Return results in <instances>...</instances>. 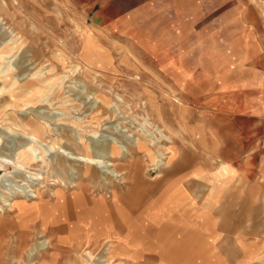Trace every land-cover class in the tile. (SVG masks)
<instances>
[{"label":"rangeland","instance_id":"1","mask_svg":"<svg viewBox=\"0 0 264 264\" xmlns=\"http://www.w3.org/2000/svg\"><path fill=\"white\" fill-rule=\"evenodd\" d=\"M263 5L264 0H0V204L12 196L33 198L36 186L43 200L51 197L58 178L42 163L51 162L57 152L86 162L52 133L58 126L83 137L82 146L91 137L97 142L118 134L135 138L152 152L164 153L169 180L180 178L185 163L198 169L188 167L190 177L194 172L220 175L221 164L233 177L258 175L264 155ZM86 50L93 54L96 72L74 67ZM17 63L25 75L19 84L9 85L20 70ZM28 79L41 81L27 88ZM78 81L92 89L86 100L87 92L75 96ZM92 101L94 107L88 109ZM20 116L47 127L44 136L15 126L11 120L22 125ZM151 124L175 142L152 147L140 132L143 126L152 133ZM23 133L29 140L15 150ZM59 142L66 150L56 149ZM26 155L33 160L24 162ZM141 156L155 177L158 170ZM115 164L124 172L125 163ZM167 169L162 175H168ZM90 181L84 183L91 195L101 181ZM254 199L256 205L259 198ZM239 203L226 207L239 210ZM36 223L19 258L14 257L16 236L0 237L4 264H70L73 258H65L61 247L44 257H28L44 239L39 237L41 222ZM45 239L52 242L49 233ZM217 252L218 264L239 261L238 253ZM112 264L138 263L121 257Z\"/></svg>","mask_w":264,"mask_h":264},{"label":"bare ground","instance_id":"2","mask_svg":"<svg viewBox=\"0 0 264 264\" xmlns=\"http://www.w3.org/2000/svg\"><path fill=\"white\" fill-rule=\"evenodd\" d=\"M92 57L93 54L91 56L90 52L86 50L84 57H79L81 62L74 67L82 65L87 69V72H96ZM21 65L17 63L16 68H20V70L16 74L14 82H10V84L9 81L7 82L9 85H14L23 79L25 72ZM75 71L72 70V73ZM40 81L28 79L23 85L31 88L39 84ZM84 82L78 81L81 85L78 86L79 94L75 93V96H81L83 94L81 91L87 92L83 95L86 100L88 92L92 89L88 83ZM121 100L126 102L124 98ZM95 101L88 103V109L94 107ZM20 120L22 125L15 123L16 119L11 121L15 126L27 128L40 137L44 136L47 127L41 126L31 118L20 116ZM151 125L152 133L143 126L140 132L152 147L159 146L162 141L175 142L172 137L164 134L158 127L154 128L155 126ZM52 133L59 134L61 136L59 139L69 144L78 155L86 159V162L69 160L57 152L51 162L46 159L42 163L45 166L50 165V171L58 178V181H54L51 197L43 200V194L36 186L33 198L29 199L30 196L24 194L20 200H16L12 196L4 199V203L0 204V237H4L5 233L16 236L18 244L15 246V258L21 257L25 252L32 228L34 229L37 226L36 222L40 221L39 237L44 239L37 241L35 248L27 254L30 259L36 256L44 257L51 249L61 247L65 258L69 260L73 258L70 264H112L115 258L121 257H126L128 263L148 264L150 255V257L157 256L158 264L191 263L189 259L192 255L186 253L185 256L184 252L192 251L193 243L197 244L201 238L207 237L206 239H208L212 228L209 227L210 221L206 219L207 217L205 223L195 218V202L198 197L194 190L192 197L188 196L185 191L180 190L177 181L166 184L164 188H159L166 182V175L163 176L165 172L162 175L163 171L161 170L169 167L167 157L163 156V152H152L153 150L148 148L149 146L144 147L146 145L143 142L130 138L126 134H118L112 138L102 136L104 139L99 142L91 137L89 142L84 141L85 145L82 146L80 143L83 137L77 138V134L75 135V131L71 128L58 126L55 130L52 129ZM96 133L97 131H93L94 136ZM28 136L27 133L18 136L19 142L14 149L25 146L29 140ZM55 145H57L56 149L66 150V147L61 146L60 142ZM166 152L169 154L168 150ZM142 153L149 163L153 164L152 168L158 170L156 176L159 178L157 180L156 176L153 177L148 173V166L144 165L146 160L142 158ZM12 154L13 151H10L9 156ZM106 159L107 161H105ZM32 160L33 156L31 155L23 156L24 162ZM119 161L125 163L121 164L124 172L118 171L115 166V163ZM93 163L95 164L93 165ZM221 171L222 179L218 181L212 179V183H217L218 187L214 196L217 208L221 207L220 202L218 203L216 200L220 195H217L218 193L225 191L230 194V190L236 189V194H239L242 186L245 185L243 175L231 176L233 171L224 165H222ZM168 173H170L169 169L166 174ZM194 175V178L190 177L191 180L199 177L197 174ZM16 176L26 184L30 183V178H26L20 173H17ZM99 178L101 185L98 188L94 185L95 189L92 194H88L87 185L89 183H84L85 180H93L96 184V180ZM191 180L188 182L191 183ZM234 182L236 183L233 184ZM65 192H69V195H65ZM262 198L264 199V195ZM48 233L55 244H52L50 239H45ZM188 243L190 244L187 245ZM1 253L2 249H0V255ZM200 253L201 257H205L201 258L200 263L214 264L208 260V247H201ZM12 258L10 257V259ZM179 258L185 260L182 261ZM0 264H4L1 257Z\"/></svg>","mask_w":264,"mask_h":264},{"label":"crops","instance_id":"3","mask_svg":"<svg viewBox=\"0 0 264 264\" xmlns=\"http://www.w3.org/2000/svg\"><path fill=\"white\" fill-rule=\"evenodd\" d=\"M203 163L206 162L203 161ZM184 165L186 169L182 174L179 172L180 178H177L176 180L172 178L169 180V175H167L165 177L166 182L163 185H160L159 188H164L166 184H172L177 181L179 182L177 184H179L178 186H180V190L182 189L183 191H185L188 196L192 197V191L194 190L198 197L196 199L197 202H195V218L205 223V218L207 217L206 219L210 221L209 227L212 228L208 234V239H206L207 237L201 238V241L197 244L193 243L191 247L192 251L186 250V252H184L185 256L186 253L187 255H192V257L189 259V262L191 263L187 264H197L201 262V258H205L204 256L201 257V247H208V260L212 261L214 264H218L217 261L221 260V258H219L218 256V249H222L224 254H226V250L228 254L231 253L236 255L238 253L239 257L237 259H239V261L236 264H263L264 203H260V199L263 202L262 195H264V155L261 158L260 165L258 166V175H256L255 177L253 176V178L250 175H243L245 185L242 186L239 194H236V189L234 191L230 190V194L225 193V191L217 194H220L216 199L218 203L220 202L221 207L219 208H217L218 205L216 201L214 202V196L217 192L218 187L217 183H212V179H216V181H218L219 179H222V175H215L214 178L210 175L208 177L206 175L201 176V174H199L198 179L191 180L190 176H188L191 172L188 169L189 165L187 163H185ZM222 165L224 164L220 165V170L222 169ZM189 168H192L193 171H198L196 167ZM169 172H171V170H169ZM194 174L197 173L194 172L191 177L194 178ZM189 180H191V183L189 182V186L184 185L183 181L187 183ZM254 197H256V199L259 198L256 205L254 204ZM238 199L240 200V203ZM238 203L240 204L239 210H237L236 206V209H230L226 207V205H235ZM189 244L190 243H188L187 245ZM228 244L230 245L229 250L228 248H226L227 246H229ZM191 248L188 247V249ZM150 256L149 263L158 264L157 262L159 259L157 258V256ZM179 260L184 261L185 259L179 258ZM200 264H204V262Z\"/></svg>","mask_w":264,"mask_h":264}]
</instances>
